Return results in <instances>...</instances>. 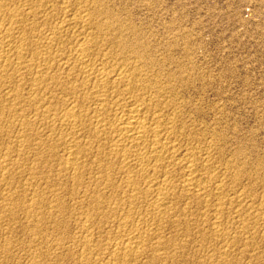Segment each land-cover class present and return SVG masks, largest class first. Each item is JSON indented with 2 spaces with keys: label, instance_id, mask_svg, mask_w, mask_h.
I'll return each instance as SVG.
<instances>
[{
  "label": "rangeland",
  "instance_id": "rangeland-1",
  "mask_svg": "<svg viewBox=\"0 0 264 264\" xmlns=\"http://www.w3.org/2000/svg\"><path fill=\"white\" fill-rule=\"evenodd\" d=\"M9 1L12 2V4L14 5L13 8L24 7V9L29 10L32 6H34L33 1L31 2L30 0L29 1L28 0H12V1L9 0ZM45 1L46 2H45V8L44 9L46 10V13L35 17L33 20V22H35V24L37 25L38 30H37V32H35L33 34V36H35V37H34V39H32V41L38 40L40 43L41 49L46 47L49 44L48 39L52 38L50 36H53L52 34L54 32L53 31L54 28H56L57 25L70 20L76 14L77 15H79V14L80 15L81 14L88 15V17H89L88 19L89 20L93 19L92 21H94V19H96V21H94L95 24H96V22L98 23L101 20L102 21L104 20V19H101L103 17H97L94 15L93 9L95 6L91 2L92 0H45ZM86 1L89 3H87ZM101 1H102L101 5H103L104 8H106V9L109 8L108 10L112 11L114 19L111 21H114L116 28L118 26V28L123 30L122 31V34L124 35L123 38H125V40L131 44L132 43L136 44V41H137V43H140L139 45H141L145 49L148 48V50L146 49V51L151 53V54H149L147 52L150 55V58L154 57V59H155V61H154V59L151 58L156 64L153 63V65H150L151 67L149 66L150 68L147 66L146 70L148 69L147 70L148 72L143 73V77L146 78V79L144 78V80H150V81L151 80L152 81L157 80L159 86H158V88H155V90L150 89L151 91L148 90V91H146L147 93L146 92L143 93L145 95L144 97H146V98L148 97L147 99L144 98V100L148 104H150V107L152 109L151 111H153V112L150 111V115L160 111V113H162L163 115L165 114L164 117L167 120L171 118L170 119L171 121L174 120L173 122H175V121L177 122V123L175 122V125H177L178 128L176 127V131H174L170 137V141L173 142L175 148L177 147L176 148L177 156L175 158L177 163H179L180 161H183L184 154L186 152L189 154L192 153L191 155L193 156L196 163L197 164L199 163L198 165L203 164L202 159L205 156L208 158V163H207L208 170L210 168V171H207L210 174L207 173V176L208 177L211 176L212 178H214V176H216L215 177L216 180L221 181L224 185V190H223V193L221 195V196H223V198L222 197L221 198H222V201L225 200L224 203L227 207L224 206L225 207L224 209L227 211L225 212V210L223 209V212L221 213L222 218H223V215L225 216L222 219L225 222L222 221L223 223H222L221 229L224 232V234H226L228 237H230V238L232 237L231 240H233V243H230V242L226 243V242H223L221 239L217 238L215 236L212 228H211V222H212L211 219L213 218L211 216H214V213H215L214 205L217 203V199L214 196V194L212 193V191H210V193L212 195L205 199L206 202H205V200H201L202 201L201 202V201L197 200L196 197L192 196L194 199L192 197L190 199H192L193 201L189 200V198H188L189 201L186 199L185 201L180 202V204H177V208H176V210H174V212L172 214L173 219H171L174 223L171 221V223L169 222V224L163 223V224H160V226H162V227H160V226L157 227L159 230L158 234H160L159 237L162 238V239L159 238L161 241H167V242L173 241V245L175 247H177V246L179 247V249H178V247L175 248L174 246H173L174 248L169 247L170 250H168V248H166V249H163V252L161 250L160 252L162 254L161 253L160 254L162 256L164 255L163 260L160 261L161 264H208V263L209 264H224V263H226V264H264V253H263L264 252V241L260 238L261 237V231H262L261 225H262V222L264 221V214H263L264 213V204H263L264 203V0H101ZM84 4L86 5V7ZM90 6H92L93 8ZM89 8H90V10H89ZM85 9H87V11ZM53 10H54V12H53ZM49 13H50V15H49ZM53 17H54V19H53ZM37 21H39V22H37ZM49 23H50V25H49ZM46 24H47V26H46ZM91 26L92 25L90 24L86 28L79 27V28H77V30L76 29L74 30V33L76 32V34H77L76 36H78L80 34V37L81 36L85 37L87 35H92L93 37H97V39L93 43L94 45H93V57L92 58L96 59L97 62H99V61L101 62L103 60L104 65H105L104 67L108 68V70L110 72L118 71L119 69L122 71L124 70V71L131 72L132 68L129 69L130 67L134 66L135 63H137L136 66L141 63V62L139 63V61L136 60L132 54H130L127 57L128 60H127V58H123V56L120 54L121 52H120L119 48L117 47V45L113 44L111 42V40L109 39L110 37L105 38V36H107V34H113L116 32L117 29H115V30L112 29L110 31V33H108V32L107 33H101L97 30L96 25H95L96 27L94 26V24L92 27ZM66 33L68 34L67 35L68 37L66 35H63V37H62V44L63 45H61V47L58 46V47L53 48L54 54L57 53L59 55L68 56L73 51L72 49L74 48V40H72V38H71L73 36V33L71 31L69 33L68 32H66ZM39 38H41V39L39 40ZM44 38L45 39L47 38V39L45 40ZM42 40H43V42H42ZM138 40H140V42ZM45 42L48 44H46ZM66 43H68V44H66ZM66 53H67V55H66ZM107 53H109V54L107 55ZM28 56L31 59L30 52L28 53ZM28 56H27V58H28ZM99 58H102V60H99ZM105 58H106V63H105ZM117 58H119V59H117ZM124 59H126V60H124ZM123 62L126 64H124ZM55 66H54L53 72L56 73V75L58 74L62 77H65L66 74H68V71H69L68 69H66V70L60 69V71H57V70H59V68H57V65H55ZM126 66H127V68H126ZM55 69H56V71H55ZM149 69H150V71H149ZM64 71H66V72H64ZM57 72H59V73H57ZM144 74H146L148 76H146V75L144 76ZM158 74H160V75H158ZM75 75H77V74H75ZM0 80L2 81L1 78H0ZM10 80H11L10 82L12 84H10V82H8V86L5 85L6 87H9V84H10V86L15 84L14 78L13 79L10 78ZM17 81L20 82L19 80H17ZM20 83L22 84V86H24L23 87L24 90H28L29 87L27 85V79H23V83H22V81ZM24 83H26V84H24ZM5 86L3 84L2 87L4 88ZM58 87L59 86L52 87L51 90H48L46 93L39 94L38 99L35 98L34 102H37V103L39 102L41 104L42 103L47 104V103L53 102L52 104L54 106L57 103L64 102L63 100L68 99V95L65 94V92H62L61 87H59V88ZM174 87H175V90H174ZM157 91L159 92L158 94L155 93ZM25 92H27V91H25ZM162 95H164V96H162ZM155 96L157 99L155 98ZM61 98L63 99L62 102H61ZM149 99L150 100L154 99L153 103L150 102ZM55 101H57V102H55ZM154 104H155V106H154ZM87 106H90V105H87ZM28 107H30V106H28ZM28 107L25 108V111L27 110L25 112V113H27V115H29L30 117L31 116L36 117L37 120L39 118H41V117H39V118L37 117L38 114L36 113L35 110H33L34 109L33 107L32 108L31 107L28 108ZM166 112L168 114H166ZM169 114H171V115H169ZM168 115H169V117H168ZM33 127H32L33 128L32 130L35 133L31 132L32 130L30 131L31 132L30 134L32 136L30 138H32V139L29 140L30 143L28 142L29 146L31 144H33V145H31L32 147L31 146L29 147L27 145L28 143H26V146H25L26 148L24 147L23 149H21V148H19V146L17 147V144H14L16 152H14L13 158H15V156H16V159H14V160L17 164L16 170H18V171H17V173L14 174L16 176L12 177V179H14L15 181L11 179L12 180L11 183L13 182L11 184L12 185L11 188L13 189L12 193L17 198L21 194L20 197L18 198L20 200H22L23 198L25 199L24 196H26V199L27 198L30 199L32 197L31 195L33 194L34 191L36 193H38V195L42 196L46 201H53L54 200L53 198L57 196L56 197L57 199L62 200V202L64 204L66 203L65 204L66 205L65 206L66 207L65 208V214L62 211H61V213H63V214H61L60 209H58L56 207L55 208L52 207L54 205H48L47 207H46V205H44L45 206V207L43 206L44 209L42 208L44 211L41 209L42 211L40 210L39 213L40 214L42 213L41 218L43 220L45 219L43 222L46 221L45 223L48 224V225L45 223L42 224V229L44 232H47V231L48 232L47 233L42 232L44 234L38 235L40 237H37L36 236L37 233L34 232V230H32V229H34V228H32V227H34V225H33L34 223H32V221L30 220V218L28 217L27 214L25 216V213L23 210H22L23 213H21V209L18 208L19 212H16L15 213L16 215L14 214V216H16V217H14V216L5 217L3 212L0 211V214H1L0 222L3 218L5 219V221L3 219L2 222L0 223V225L2 224L0 226V230H1L0 231V237H1L0 238V264H28L29 262H30L29 264H35V262H36V264H46V263L47 264H72L74 261H76V262H74L73 264H75V263L81 264L80 261H77L78 258L74 254H76L77 252L78 253L80 252L78 242L80 240H82V237H85L84 230H82L83 227H81V231L83 233V234H81L80 226L82 225V220H84V218L86 217V214L89 213V211L94 213L93 217H96V219L93 218L92 222H91L92 229H94V231L91 229L92 232H94L92 237H94L93 239L97 238L96 241H98L100 243V245H102V246L105 245L103 247L102 246L101 247L99 246V247L101 249V253H104V252L106 253L107 252L106 247L108 246L109 242L115 238V236H114L115 234L111 230L112 228L111 229L109 228L110 226L106 229L103 228V223L104 224L109 223V225L115 226L117 224L116 222H119V219L121 218V216H119V214H116V213H115V215H117L118 217L115 215L109 216L106 214V212L109 211L108 210L109 207H103L102 211L103 210L104 211L102 212L101 210H99V208L95 204L93 205V203H92L93 199H91V197L92 196L95 197L96 195H98L100 193H101V195L107 197V200L109 199L108 201H110V202L113 201L114 197H115V196H113V195H115V194H113V190L110 191L111 189L108 188L109 185L107 184V182L105 180V174L101 173L103 171L99 170V169H101L100 167H99V169L96 168L98 165L97 166L95 165L96 164L95 158H96L97 153L99 151L97 142H95L94 140H92L90 138L91 136L87 132L88 130L85 129V130H87L85 132L86 134L84 133L83 137H82L84 140L82 142V138H81L80 141L82 143H84L85 148H87L89 150L91 149L90 152L93 153L92 154L93 156L89 155L90 157L88 156L89 158L88 157L86 158V160L84 161V163L86 165H85L84 169H82V173H83L82 181L80 183H78L76 181V183H75V180L72 177L71 173L68 172L69 173L68 174L67 171L65 170V168H62L63 166L60 165L61 157L63 158V156H65L63 150L61 148H59L58 146H55L54 142H53V144L48 143L47 146H45V147L42 145L40 147V141L36 137H38V136L41 137L45 134V132L47 131L45 126L44 125H35ZM42 127H44V128H42ZM35 135H36V137H34ZM5 139L6 140H4V141L7 144L9 143L8 141H12V138L9 140L7 138H5ZM36 139H38L37 142L35 141ZM86 139H88V140L86 141ZM182 139H184V140H182ZM108 143L109 142L102 141V145L103 144L106 146L108 145L107 147L105 146L106 149L109 148V146H110ZM50 144H51L52 148H53V146L56 147V150L54 151V153H52V151H50L52 149V148H50L51 147ZM90 144H92V146ZM180 144H182V145H180ZM48 145H49V148H48ZM27 146H28V150H27ZM16 147L19 149L17 150ZM94 149H95V151H94ZM42 150H43V152H42ZM57 150H58V152H57ZM56 152L58 155L56 154ZM15 153H17V154H15ZM19 153H20V155H19ZM22 153H24V154H22ZM49 153L52 155V157L50 156ZM59 153H61L62 155L60 156ZM55 154H56V157H54ZM215 155H216V157H215ZM18 156H19V159L21 158L22 162L18 159ZM48 158H50V160ZM91 158H92V160L89 161V159H91ZM58 160H59V162H58ZM19 161L21 162V164H19L20 163ZM50 161H51V163H50ZM113 161H115V160H113ZM94 162H95V164H94ZM18 165H19V167H18ZM59 165H60V167H58ZM20 167H21V169H20ZM94 167L96 168V170ZM60 168H62V169H60ZM228 168H230V169H228ZM26 170H28V171L30 170L29 172H31V171L34 172V173L31 172V174L34 175V178L32 177L33 178L32 181H34L35 186L33 187L34 189L32 188L31 190H28V191L27 190L25 191L23 189L24 183L28 182V181H26L27 179H29L28 174H30ZM116 171L114 173L117 175L113 174V178H117V179H113V180L115 181V183H119L121 181L122 176H121V174H119L118 170H116ZM174 171H175V173H174ZM24 172H25V174H24ZM177 172H179L177 170V168H173V171H172L173 174L172 175H174V177L176 179L173 176L172 177L174 178V180L176 182H178V179H180V177H179L180 174L178 173L179 175L177 177ZM26 173H27V175H26ZM251 173H252V175H251ZM101 175H102V179H101ZM119 175H120V177H119ZM48 178H50L51 181ZM92 179H93V181H92ZM116 180H118V181H116ZM72 181H73V183H72ZM179 182H180V180H179ZM229 183H230V185H229ZM85 186H87V188ZM89 186H91V188ZM177 186L180 187V184L179 185L177 184ZM231 186H232V188H231ZM71 187H74V188H71ZM75 187H76V190H75ZM178 187L176 190L179 194V193H181L182 189H180L181 187L180 188H178ZM35 188H37V189H35ZM56 188H57V190L54 191ZM103 190H104V192H103ZM14 191L16 192V194ZM22 192H24L25 195ZM31 192H32V194H31ZM73 192H74V194H73ZM106 192H107V194H106ZM237 192L239 194L243 193L242 194V196H243L242 200H244L246 203L241 200L242 204L240 205L238 203H241V201L238 202V201L233 199L234 194H236ZM92 193H94V194H92ZM109 195H112V197ZM94 197H92V198H94ZM78 198L80 200L77 202ZM211 198H213V199H211ZM81 201H83V202L81 203ZM212 201H213V203H212L213 206L211 207L210 205H212L211 204ZM227 201H228V203H231V204H228ZM229 201H233V203L229 202ZM252 202H253V204H252ZM202 203H204V205ZM2 204L3 203L0 202V209H1ZM75 204H77V205H75ZM184 204H186V205L184 206ZM229 205H232V207ZM242 205H244V206H242ZM72 207H73V209H72ZM145 207L141 210V213H143V214H145V211H143V210H146ZM183 207L184 208L188 207L187 208V210H188L187 215L183 212V210L180 211L181 209H183ZM203 207L204 208L206 207V209H204ZM237 207H240L241 210H242V207H243V210L248 209L249 213L247 211V213H244V214L240 215L239 218H237L238 216L234 213V210L236 211L238 209ZM53 208H54V210H53ZM201 208L204 209V211L201 210ZM18 209H17V211H18ZM189 209H191V211H189ZM92 210H94V211H92ZM95 211H97V212L95 213ZM230 211H231V213H230ZM57 212L60 214H58ZM53 213H55L56 215ZM66 213H68V214H66ZM81 213H83V214H81ZM178 213H179V215H178ZM102 214H104V215H102ZM247 214H249L250 216ZM61 215L62 216L64 215V217H62ZM67 215H68V217H67ZM78 215H79V217H78ZM97 215H98V218H97ZM100 215L102 216V218ZM104 216H105V218H104ZM177 216H179V217H177ZM23 217L25 218V220H23L24 219ZM26 217H28V218H26ZM49 217L52 220H50ZM61 217L63 220L61 219ZM80 217L82 218V220L80 219ZM144 217L142 218L143 220H141V222H140L141 225L153 223L152 222L153 218L151 216L149 217V215L147 216L145 214ZM185 217L187 220L185 219ZM253 217H254V219L255 218L256 219L254 221H251V223H250V220H253ZM58 218H59V222L57 221ZM64 218H66V219H64ZM115 218H118V219H115ZM174 218H175V220H174ZM176 218H180L181 220L176 219ZM190 218L192 221L190 220ZM11 219H14V220H11ZM26 219H28V220H26ZM53 219H55V220H53ZM206 219L207 220L209 219V220L207 221ZM60 220L64 221V222H61ZM144 220H145V222H143ZM149 220H151V222ZM184 220H186V221H184ZM80 221H81V223H80ZM93 221H94V223H93ZM95 221H97L99 223V225H101V226L98 227V223ZM227 221H228V223H227ZM244 221H246L247 223L245 222L246 223L245 224ZM27 222L29 224H26ZM30 222H31V224H30ZM77 222H79L78 224H81V225L79 226L77 224ZM51 223H53L54 225ZM55 223H56V226H55ZM184 223H186V225L189 227V229H190L189 233L186 232V229L184 230V228H185L184 225H183V228H181V226H182L181 224H184ZM201 223H202V225H201ZM92 224H94V226ZM176 224H177V226H176ZM178 224H179V228H178ZM25 225L26 226L29 225V226L26 227ZM43 225H45V227L47 226L49 228H47V227L44 228ZM95 225H97L98 228H96ZM168 225H169V227H168ZM170 225H171V227H170ZM60 226H62L63 228ZM64 226L65 227L68 226L67 229L64 228ZM174 226H175V228H173ZM193 227H195V228H193ZM196 227H197V229H196ZM72 228H74V229H72ZM3 229H4V231H3ZM12 229H13V231H12ZM46 229H48V230H46ZM229 229H230V231H229ZM176 230H177V232H176ZM202 230L203 231L206 230V232L205 231L203 232ZM11 231H12V233H11ZM192 231H194V232H192ZM225 231H227V232L225 233ZM99 232H100V234H99ZM179 232H181L182 234ZM1 233H2V235H1ZM3 233H5L6 235ZM196 233H197V235H196ZM202 233L206 237H204ZM48 234H49V236H48ZM96 234H98V235H96ZM106 234H107V236H105ZM189 234L191 237L189 236ZM61 235H63V236H61ZM82 235H84V236H82ZM98 236H101V237H98ZM46 237L50 240H48ZM13 238H15V239H13ZM99 238H101V239H99ZM166 238H168V239H166ZM64 239H67V240H64ZM108 239H110V241H108ZM70 240H73V241H70ZM185 240L187 243L185 242ZM177 241H178V243H177ZM3 242L4 243L7 242V243L4 244ZM42 242L45 245H43ZM47 242L49 244H47ZM64 242H66V243H64ZM104 242H106V243H104ZM157 242H158V239L153 240L152 246L147 247V249H148L147 254L144 255L145 258H141L139 260V264H148L149 262H150V264H155V263H152V259L154 258V255H155L154 249H155V246L157 248V245H156ZM200 242L202 243V245ZM2 244L5 247L4 246L1 247ZM223 244H225L226 246L225 245L223 246ZM227 244H229L230 247ZM12 245H15V246H12ZM58 245H60V246L58 247ZM74 245H77L78 247H76ZM30 246H31V249H30ZM51 246L52 247L54 246V248H52ZM61 246H62V248H61ZM70 246H73V247H70ZM33 247L36 250H32V249H34ZM45 247L48 249H45ZM58 248H60L61 250ZM180 248H182V250ZM74 249H76V250H74ZM8 250H9V252H8ZM42 250L43 251L45 250V252H43ZM73 250H74V252H73ZM103 250H104V252H102ZM4 251H5V253L6 252H8V253L5 254V253H3ZM49 251L51 254L49 253ZM57 251H58L60 256L58 255V253H54ZM63 251H66V253ZM173 251H174V254L170 255V253H172ZM232 251H234V252H232ZM33 253H35V254L33 255ZM53 254H54V256H53ZM55 254L58 257L55 256ZM65 254H67L68 256ZM69 254L71 255V257ZM185 254L189 255V256H186ZM167 255H169L170 257H166ZM174 255L176 256V258ZM48 256H49V258H48ZM63 256L65 257V259L63 258ZM52 257H53V259H52ZM171 257H173L172 261H171ZM178 257H182L184 259L178 258ZM68 258H69V261H68ZM37 259H39L38 260L39 263H38ZM145 259H146V261H145ZM149 259H150V261L147 262V260H149ZM178 259H180V260H178ZM41 260H43V261H41ZM164 260H167V262ZM160 262H156V264H160Z\"/></svg>",
  "mask_w": 264,
  "mask_h": 264
},
{
  "label": "bare ground",
  "instance_id": "bare-ground-1",
  "mask_svg": "<svg viewBox=\"0 0 264 264\" xmlns=\"http://www.w3.org/2000/svg\"><path fill=\"white\" fill-rule=\"evenodd\" d=\"M30 1L31 2L33 1L34 6H32L29 10H27V9H24V7H22V8H18V7L17 8H13L14 5L9 0H0V78L3 81L2 82L0 80V156H1L0 157L1 158L0 159V200H1L0 202L3 203L1 205L0 211L3 212L5 217L14 216V214L16 212H19L18 208H20L21 209V213H23V211H24L25 216L27 214L28 217L30 218V220L32 221V223H34L33 224L34 227H32L34 229H32V230H34V232L37 233V235H36L37 237H40L38 235H42V234L48 232V231L44 232L43 229H42V224H44L46 221L43 222L45 219L43 220L41 218V216H42L41 214L42 213L40 214L39 211L43 208V206L46 205V207H47L48 205H54L52 207H54V208L56 207V208L60 209V213L62 211V212H64V214H65V208H66L65 207L66 203L64 204L62 202V200L57 199L56 198L57 196L54 197L52 195L54 197L53 198L54 200L53 201H46L42 196L38 195V193H36L34 191L33 194L31 192V194H32L31 196L32 197L30 199H28V198L26 199V196H24L25 199L23 198L24 200L23 199L20 200L18 198L20 197L21 194L17 198L12 193L13 189L11 188V186H12L11 184L13 182L11 183V181L14 180V179H12V177L16 176L14 174L17 173V171H18V170H16V167H17L16 165L17 164H16V162L14 160V159H16V156H15V158H13L14 157L13 154H14V152H16L14 144H17V147L19 146V148L23 149L26 146V143H28L29 140L32 139V138H30V137H32L30 133L34 132L32 130L34 128L33 126H35V125H44L45 128L47 129V131L45 130L46 131L45 134L43 136H41V137H39V136L36 137V135L34 136V137L39 139L40 147H41V145L45 147V146H47L48 143H52L53 144V142H54L55 146H58L59 148H61L63 150V152H64V155H65V156H63V158L61 157V159H60L61 160L60 161V165L63 166V167L62 166L61 167L65 168L67 173L68 172L71 173L72 177L75 180V183H76V181L78 183H80L82 181V178H83L82 177V175H83L82 169H84V167L86 165L84 163V161L86 160V158L89 155L93 154L92 152H90L91 149L89 150V149L85 148L84 143H82L83 140H84L82 138L83 134L88 130L87 132L90 134V136H91L90 138L92 140H94L95 142H97L98 149H99V151L97 153V156L95 158L96 164L94 162V164L96 166L97 165L98 166L97 167L95 166V167L98 168V169H99V167L101 168L99 170L100 171L102 170L103 172H101V173L105 174V180H106L107 184L109 185L108 188L111 189L110 191L113 190V194H115V195H113V196H115L114 200L112 199L113 201H111V202L108 201L109 199L107 200V197L101 195V193L96 195L95 197L91 195L92 197H94V198H92L90 196L91 199H93L92 203H93V205L95 204L99 208V210H101V211H102L103 207H109L108 208L109 211L107 210L108 212H106L107 215L113 216L116 213V214H119V216H121V218L119 217L120 218L119 222H116L117 224L115 226L109 225V223H105V224L103 223V228L106 229L109 226H110L109 227L110 229L112 228L111 230L114 232L115 238L113 237L114 239L111 240V241H110V239H108V241H110V242H109L108 246L106 245L107 246L106 247L107 248V252L105 253L104 252L105 249H104L102 251L104 253H101L100 247L102 245H100V243L98 241H96L97 238L93 239L94 237H92L93 233H94V232H92V230L94 231V229H92L91 222H92L93 218L96 219V217H93L94 213L89 211V213L86 214V217L84 218V220H82L83 217L79 214L82 217V218L80 217V219L82 220V225L78 224L79 222H77V224L79 226L81 225L80 226V231H81V227H83L82 230H84L85 237H82V236H84V235H82L81 236L82 240L79 241L77 239L79 241L78 245H79V248H80V252L79 253L77 252L76 254H74L78 258L77 261H80L81 264H97V263L98 264H139V260L141 258H145L144 255L147 254V250H148L147 247H151L152 246V241L153 240H157V239H158V242L156 243L157 248L154 245L155 246V249H154L155 255H154V258L152 259V263L156 264V262L162 261L164 255L162 256L161 255L162 253L160 251L162 250V252H163V249H166V248H168V250H170L169 247L171 248L174 245H173V241L172 242L171 241L167 242V241H161L160 240L162 238L159 237L160 234H158L159 230H158L157 227H159L160 224H163V223H168V224H169V222L171 223V221H172L171 219H173L172 218V214H173L174 210H176L177 204H180V202H183L186 199L188 200V198H189V200H192V199H190L192 196L196 197V199L199 200V201L205 200L207 197L212 195L210 193V191H212V193L214 194V196L217 199V203L214 205V207H215L214 208L215 209L214 216H211V217H213L211 219L212 220L211 228H212V230H213V232H214V234H215V236L217 238L221 239L223 242H226V243H229V242L233 243V240H231L232 237L231 238L228 237L226 234H224V232L221 229L222 223L225 222V221L222 220L225 216L223 215V218L221 216V213L223 212V209L225 208L224 206H226L225 203H224L225 200L222 201L223 196H221L222 193H223V190H224V185H223V183L221 181H217L216 180V178H215L216 176H214V178H212L211 176H209V177L207 176V173H209L207 171H210V168L208 170V167H207L208 166L207 165L208 158L203 155L204 156V158L202 159L203 160V164L201 163L202 165H198L199 163L198 164L196 163V161L194 160L193 156L191 155L192 153L189 154V153L186 152L184 154L183 161H180V162L178 161L179 163H177V161L175 160V158L177 156V151H176L177 147L175 148L173 142L170 141L171 135L173 134L174 131H176V127H177V125H175L176 121L175 122H173L174 120L171 121L170 120L171 118L167 120L164 117L165 114L163 115L162 113H160V111L150 115V111L152 109L150 107V104H148L144 100V98H146V97H144L145 95L143 93H145L146 91H148L150 89L155 90V88H158L159 85H158V81L157 80H155V81L144 80L145 77H143V73L148 72L147 71L148 69L146 70L147 66L149 67L150 65H153V63H155L154 62L155 61L154 57L153 58L151 57L152 59H154V61H153L150 58V55H149L151 53L146 51V49L148 50V48L145 49L144 47L139 45L140 43H137V41H136V44L135 43L131 44L128 41H126L125 38H123L124 37V35L122 34L123 30L118 28V26L116 28V25H115L114 21H111V20L114 19L112 11L108 10L109 8L108 9L104 8V6L101 5V3H102L101 0H92L91 2L95 6L94 9H93L94 15L97 16V17H103V18H101V19H104L103 21L101 20L100 22H98V23L96 22V24H95L94 21H96V19H94V21H92L93 20L92 18H91L92 20L88 19L89 18L88 15H83V14L77 15L76 14L70 20L57 25L56 28H54V30H53L54 31L53 34L51 33L53 36H50V37H52V38L48 39L49 40V42H48L49 44L45 42L48 45L41 49V46H40V43H39L38 40H35V41L33 40L32 41V39H34V37H35V36H33V34L35 32H37V30H38L37 29V25L35 24V22H33V20H34L35 17L46 13V10L44 9L46 1L45 0H30ZM87 3H89V2H87ZM92 6H90V7H92ZM85 7H86V5H85ZM87 9H85V10L87 11ZM89 10H90V8H89ZM53 12H54V10H53ZM49 15H50V13H49ZM53 19H54V17H53ZM37 22H39V21H37ZM92 23L94 24V26L95 25L97 26V30L99 32H101V33H107V32L110 33V31L112 29H114V30L117 29L115 33L107 34V36H105V38L106 37L107 38L110 37L109 39L111 40V42L113 44L117 45V47L119 48V50L121 52L120 54L123 56V58H127L130 54H132L134 56V58L136 60H138L139 63L141 62L142 64L140 63L141 64V65L139 64L140 66L139 65L136 66L137 63H135L134 66L129 68V69L132 68L131 72L124 71V70L122 71L120 69H119L120 71L118 70V71L110 72L108 70V68L104 67L105 65H104V61L102 60V58H99V60H102L101 62L99 61L100 63L97 62L96 59H93L92 58L93 57V45H94L93 43L97 39V37H93L92 35H87V36L84 35L85 37H82V36L80 37V34L78 36H76L77 35L76 32L74 33V30L75 29L77 30V28H79V27L86 28L90 24L93 26ZM49 25H50V23H49ZM46 26H47V24H46ZM70 31L73 33V36L71 34L70 35L72 36L71 37L72 40H74V48L73 49L71 48L73 50L71 52V54H69L68 56L59 55L57 53L54 54L53 53V48L54 47H58V46L61 47V45H63L62 44L63 35L67 36L68 34L66 32L69 33ZM40 39L41 38H39V40ZM138 41L140 42V40H138ZM42 42H43V40H42ZM66 44H68V43H66ZM29 52L31 54V59L28 56ZM108 54L109 53H107V55ZM66 55H67V53H66ZM27 56H28L29 59L27 58ZM117 59H119V58H117ZM124 60H126V59H124ZM127 60H128V58H127ZM105 63H106V58H105ZM124 64H126V63H124ZM55 65H57V68H59V70H57V71H60V69H65V70L68 69L69 70L68 74H66L65 77H62V76H60L58 74H57L58 75L57 76L56 73L53 72V69H54ZM126 68H127V66H126ZM56 69H55V71H56ZM149 71H150V69H149ZM64 72H66V71H64ZM57 73H59V72H57ZM75 74H77V75H75ZM145 75L146 74H144V76ZM158 75H160V74H158ZM146 76H148V75H146ZM10 78L11 79H13V78L15 79V84L14 85L10 86V84H12L10 82L11 81ZM23 79H27V85L29 87L28 90H24V88H23L24 86H22V84L20 83L21 81L23 83ZM17 80H19L20 82H18ZM8 82H10L9 87H6V86H8ZM3 84H4V86L6 85L4 88L2 87ZM24 84H26V83H24ZM57 86L61 87L62 88V92H65V94L68 95V99L65 97L67 100H63L61 98V102H62V100L64 102L57 103L55 106L52 104L53 102L47 103V104H44V103L41 104L39 102L38 103L34 102L35 98L38 99L39 94H42V93L44 94L48 90H51L52 87H57ZM174 90H175V87H174ZM25 91H27V92H25ZM155 93L158 94L159 92L157 91ZM156 96H155V98H156ZM162 96H164V95H162ZM153 100L154 99L150 100V102L153 103ZM55 102H57V101H55ZM87 105H90V106H87ZM28 106H30L31 108L32 107L34 108L33 110H35L36 113L38 114L37 115L38 118L41 117V118L38 119L39 121L37 120L36 117H32V116L30 117L29 115H27V113H25L27 111V110L25 111V108L28 107ZM154 106H155V104H154ZM30 107H28V108H30ZM151 112H153V111H151ZM166 114H168V113L166 112ZM169 115H171V114H169ZM169 115H168V117H169ZM42 128H44V127H42ZM85 129H87V130H85ZM5 138H7L8 140L12 138V141H8L9 143L7 144L4 141V140H6ZM81 138H82V142L80 141ZM38 139H36L35 141L37 142ZM87 140L88 139H86V141ZM182 140H184V139H182ZM102 141L109 142L108 144L110 146H109V148H107L108 150L106 149V147L108 145L106 146V145L103 144L104 145L103 146L102 145ZM29 143L27 144L28 146H29ZM31 145H33V144H31ZM90 145L92 146V144H90ZM180 145H182V144H180ZM28 146H27V150H28ZM50 146H51V144H50ZM55 146H53V148H52V146L50 147V148H52L50 150V151H52V153H54V151L56 150ZM17 147H16V149L18 150L19 148H17ZM48 148H49V145H48ZM94 151H95V149H94ZM42 152H43V150H42ZM57 152H58V150H57ZM57 152H56V154H57ZM15 154H17V153H15ZM22 154H24V153H22ZM56 154L54 155V157H56ZM59 154H60V156L62 155L61 153H59ZM19 155H20V153H19ZM50 156L52 157L51 154H50ZM215 157H216V155H215ZM18 159H19V156H18ZM48 159L50 160V158H48ZM19 160L22 162L21 158ZM90 160H92V158L89 159V161ZM113 160H115V161H113ZM21 162L19 164H21ZM58 162H59V160H58ZM50 163H51V161H50ZM60 165L58 167H60ZM18 167H19V165H18ZM21 167H20V169H21ZM62 168H60V169H62ZM96 168H95V170H96ZM173 168H177V170L179 171V172H177V177L180 174V176H179L180 179H178V182L180 180L179 183L174 180L175 177H174V175H172L173 174L172 173ZM228 169H230V168H228ZM116 170H118L119 174H121V176H122L121 181L119 180L120 181L119 183H115V181L113 180V179H117V178H113V174H115L114 172ZM26 171H28V170H26ZM31 172H29L30 174H28L29 175V179L26 180L28 182H26V183L23 182L24 183L23 189L25 191L26 190L27 191L31 190L35 186L34 181H32L33 178H34V175L31 174ZM32 173H34V172H32ZM174 173H175V171H174ZM24 174H25V172H24ZM26 175H27V173H26ZM115 175H117V174H115ZM251 175H252V173H251ZM119 177H120V175H119ZM48 179H50V178H48ZM101 179H102V175H101ZM50 181H51V179H50ZM92 181H93V179H92ZM116 181H118V180H116ZM72 183H73V181H72ZM177 184L178 185L180 184L181 188L178 187ZM229 185H230V183H229ZM85 187L87 188V186H85ZM89 187L91 188V186H89ZM177 187L182 189L181 193H179V194H178V192L176 190ZM71 188H74V187H71ZM231 188H232V186H231ZM35 189H37V188H35ZM56 190H57V188L54 191H56ZM75 190H76V187H75ZM74 192H73V194H74ZM103 192H104V190H103ZM22 193L24 194V192H22ZM15 194H16V192H15ZM92 194H94V193H92ZM106 194H107V192H106ZM242 194L241 193L239 194L237 192L236 194H234V198L233 199L238 201V202L241 201L243 199ZM109 196L112 197V195H109ZM211 199H213V198H211ZM79 200L80 199L78 198L77 202ZM83 201H81V203ZM242 201H244V200H242ZM242 201H241V203H238V204L241 205ZM205 202H206V200H205ZM229 202L233 203V201H229ZM204 203H202V204L204 205ZM212 203H213V201L211 202V204ZM227 203H228V201H227ZM186 204H184V206ZM228 204H231V203H228ZM252 204H253V202H252ZM75 205H77V204H75ZM210 206L212 207L213 204L210 205ZM229 206L232 207V205H229ZM242 206H244V205H242ZM144 207L146 208V210H143V211H145V214L147 216L149 215V217L151 216L153 218L152 219L153 223H151V224H143V225L140 224L141 220H143L142 218L145 215V214L141 213V210ZM240 207H237L238 209L236 208L237 209L236 211L234 210V213L238 216V217L236 216L237 218H239L240 215H242L244 213H247V211L249 213L248 209H244L243 210V207H242V210H241ZM16 208L18 209V211H17ZM54 208H53V210H54ZM187 208L183 207V209H181L180 211L183 210V212L187 215L188 214ZM72 209H73V207H72ZM204 209H206V207ZM204 209L201 208V210H203V211H204ZM94 210H92V211H94ZM189 211H191V209H189ZM226 211L227 210H225V212ZM96 212L97 211H95V213ZM60 213H58V214H60ZM230 213H231V211H230ZM53 214H55V213H53ZM61 214H63V213H61ZM66 214H68V213H66ZM81 214H83V213H81ZM104 214H102V215H104ZM79 215H78V217H79ZM178 215H179V213H178ZM247 215H249V214H247ZM0 216H1V214H0ZM115 216H117V215H115ZM14 217H16V216H14ZM28 217H26V218H28ZM62 217H64V215ZM62 217H61V219H62ZM67 217H68V215H67ZM177 217H179V216H177ZM66 218H64V219H66ZM97 218H98V215H97ZM101 218H102V216H101ZM104 218H105V216H104ZM49 219H50V217H49ZM115 219H118V218H115ZM176 219L181 220L180 218H176ZM185 219H186V217H185ZM255 219L253 217V220H250V223H251V221H254ZM2 220H1V222H2ZM11 220H14V219H11ZM23 220H25V218ZM26 220H28V219H26ZM50 220H52V219H50ZM53 220H55V219H53ZM174 220H175V218H174ZM186 220H184V221H186ZM190 220H191V218H190ZM4 221H5V219H4ZM57 221L59 222V218H58ZM97 221H95V222H97ZM149 221L151 222V220H149ZM61 222H64V221H61ZM143 222H145V220ZM245 222L246 221H244V223ZM80 223H81V221H80ZM93 223H94V221H93ZM99 223H98V227L102 225L101 223H100L101 225H99ZM227 223H228V221H227ZM26 224H29V223L27 222ZM30 224H31V222H30ZM45 224H47V223H45ZM51 224H53V223H51ZM92 225L94 226V224H92ZM181 225H182L181 228H183V225H184L185 226L184 230L186 229V232L189 233L190 229L186 225V223L181 224ZM201 225H202V223H201ZM28 226H26V227H28ZM43 226H44V228L47 227V226L45 227V225H43ZM55 226H56V223H55ZM62 226H60V227H62ZM95 226H96V228H98L97 225H95ZM176 226H177V224H176ZM261 226H262V231H261V237L260 238L264 241V221L262 222ZM67 227L68 226H66V227L64 226V228H66V229H67ZM160 227H162V226H160ZM168 227H169V225H168ZM170 227H171V225H170ZM47 228H49V227H47ZM173 228H175V226ZM178 228H179V224H178ZM193 228H195V227H193ZM13 229H12V231H13ZM72 229H74V228H72ZM196 229H197V227H196ZM46 230H48V229H46ZM3 231H4V229H3ZM12 231H11V233H12ZM204 231L206 232V230H204ZM227 231H225V233ZM229 231H230V229H229ZM42 232H44V233H42ZM100 232H99V234H100ZM176 232H177V230H176ZM192 232H194V231H192ZM179 233H181V232H179ZM3 234H5V233H3ZM81 234H83L82 231H81ZM1 235H2V233H1ZM96 235H98V234H96ZM196 235H197V233H196ZM48 236H49V234H48ZM61 236H63V235H61ZM101 236H98V237H101ZM105 236H107V234ZM189 236H190V234H189ZM203 236H204V234H203ZM204 237H206V236H204ZM13 239H15V238H13ZM99 239H101V238H99ZM166 239H168V238H166ZM48 240H50V239H48ZM64 240H67V239H64ZM70 241H73V240H70ZM185 242H186V240H185ZM5 243H7V242H5ZM64 243H66V242H64ZM104 243H106V242H104ZM177 243H178V241H177ZM47 244H49V243L47 242ZM43 245H45V244L43 243ZM201 245H202V243H201ZM224 245L225 244H223V246ZM227 245L229 246V244H227ZM2 246H4V245L2 244L1 247ZM12 246H15V245H12ZM31 246H30V249H31ZM59 246L60 245H58V247ZM74 246L78 247L77 245H74ZM103 246H105V245H103ZM70 247H73V246H70ZM177 247H175V248H177ZM52 248H54V246ZM61 248H62V246H61ZM45 249H48V248L45 247ZM58 249H60V248H58ZM178 249H179V247H178ZM180 249L182 250V248H180ZM32 250H36V249L34 248ZM74 250H76V249H74ZM74 250H73V252H74ZM8 252H9V250H8ZM8 252H6V253H8ZM43 252H45V250ZM63 252L66 253V251H63ZM232 252H234V251H232ZM3 253H5V251ZM49 253H50V251H49ZM54 253H58V251L54 252ZM34 254L35 253H33V255ZM171 254H174V251L172 253H170V255ZM58 255H59V253H58ZM65 255H67V254H65ZM53 256H54V254H53ZM55 256H57V255L55 254ZM186 256H189V255H186ZM70 257H71V255H70ZM166 257H170V256L167 255ZM48 258H49V256H48ZM63 258L65 259L64 256H63ZM69 258H68V261H69ZM172 258L173 257H171V261H172ZM175 258H176V256H175ZM178 258H182V257H178ZM52 259H53V257H52ZM182 259H184V258H182ZM38 260L39 259H37V261ZM43 260H41V261H43ZM167 260H164V261L167 262ZM178 260H180V259H178ZM145 261H146V259H145ZM148 261H150V259L147 260V262ZM74 262H76V261H74ZM38 263H39V261H38ZM35 264H36V262H35ZM75 264H77V263H75ZM148 264H150V262ZM160 264H161V262H160ZM224 264H226V263H224Z\"/></svg>",
  "mask_w": 264,
  "mask_h": 264
}]
</instances>
